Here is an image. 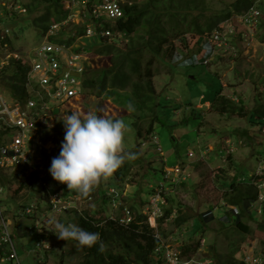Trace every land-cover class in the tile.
Returning a JSON list of instances; mask_svg holds the SVG:
<instances>
[{"label":"rangeland","instance_id":"374dc122","mask_svg":"<svg viewBox=\"0 0 264 264\" xmlns=\"http://www.w3.org/2000/svg\"><path fill=\"white\" fill-rule=\"evenodd\" d=\"M21 2L25 4L30 0ZM254 2L263 11L262 18L254 26L243 23L239 14H232L230 18L221 21L216 29L201 36L207 38L221 31L232 32L233 35L230 36H235L231 39L234 45L230 42L223 44L222 53L219 46L212 50L213 59L208 66L174 64L177 62L172 60V55L170 58L163 55L154 61L152 66L155 75L152 81L159 94L156 106L159 120L152 124L150 133L146 131L149 121L147 117L139 122L144 133L138 137L136 128L131 123V114H123L126 110L114 97L86 95L83 92L80 99L72 98L71 104L65 103L58 112L46 115L43 127L44 135L49 139L47 149L53 148L54 152L57 149L54 155V152L50 153L52 157L59 154L60 142L64 136L62 119L76 110L82 114L94 111L99 115L122 119L126 124L123 149L135 155L124 160L121 167L124 172L123 180L118 179L114 171L102 177L86 195L74 190L77 192L74 206L64 212L50 210L42 189L36 188L23 171L17 168L6 169L1 175L4 178L2 194L7 196V202H0L5 209L4 217L12 222L9 229L19 261L14 259L9 264H79V247L71 239L65 241L58 238L54 233L55 224H76L77 213L83 211L96 218L116 217L122 210L132 216L137 208H143V212L148 214L147 202L157 192L159 184L164 186L161 192L164 199L162 212L170 207L172 214L160 224L149 218L147 221L156 228L164 241L177 245L191 240L195 245L199 239L200 246L194 256H208L215 263L218 261V253L224 258L229 248L236 245L239 250L234 254L235 259L243 260L245 264H264V232L256 228V220L262 217L264 203L256 201L252 207L261 212H253L252 217L248 213L242 216V221L251 229L247 233H239L225 217L226 210L234 205L228 204L224 195L234 194L230 190L231 182H238L237 186H242V183L249 181L250 175L257 172V167H264V123L256 124L251 121L252 115L256 118L264 116V0ZM209 4L216 10L224 6L220 0H209ZM42 10L44 9L32 13L27 11L11 21L15 36L13 44L18 50L26 51L42 40L44 31L33 20ZM78 25L81 23L76 22L63 28L73 32ZM251 29L253 35L250 34ZM239 33L242 34L241 38ZM182 36H189L191 40L193 37L190 32L183 33ZM181 41L180 37L172 40V54L177 49L184 50L185 45ZM94 44L95 39L89 37H78L74 42V46L78 45L86 52ZM197 50V45L191 49L199 52ZM89 56L88 53L87 59L83 61L84 66L90 63ZM11 69L12 66L7 70ZM1 76L0 71V91L6 97H11L12 88L8 90L5 87V80ZM220 89L222 96L233 100L236 107L243 102L244 109L233 111L229 108L223 113L211 102L205 104V100H212L215 92ZM124 93L130 94L129 90ZM201 95L205 99L202 100ZM257 102L263 105L259 106L260 110L255 109ZM47 163L43 166L47 167ZM48 174L51 184L57 188L60 182L54 180L49 171ZM89 195L91 197L86 198ZM31 202L40 208L36 215V220L40 221L36 223L44 237L37 235L36 228L30 233H23V229L19 228L34 223L35 217L21 214L22 208ZM180 211L191 216L188 224L178 226L174 222ZM207 211H211V217L207 216L202 231L197 234L195 230L202 224L198 217ZM17 212L20 215L13 223ZM39 238L49 249L44 250L37 243ZM152 264L168 263L154 261Z\"/></svg>","mask_w":264,"mask_h":264},{"label":"trees","instance_id":"16d2710c","mask_svg":"<svg viewBox=\"0 0 264 264\" xmlns=\"http://www.w3.org/2000/svg\"><path fill=\"white\" fill-rule=\"evenodd\" d=\"M63 1L30 0V2L25 3V6L27 11L31 13L44 9L33 20L35 25L45 31L54 21L53 19L60 20L65 16L66 11ZM220 1L224 3V6L219 10L214 9L209 4V0H134L130 5L124 4L122 16L115 20H105L103 25L104 28H109L114 32L126 33L127 41L119 42L107 36L93 38L95 44L88 52L90 63L85 65L81 73L80 90L86 95L117 99L126 110L123 114H131V123L135 126L138 137H141L144 133L141 128L142 124H139V122L141 123L142 120L149 117L146 131L150 133L153 129L152 124L159 120L156 114L159 94L156 93L152 81L155 75L152 65L156 59L162 58L163 55L171 57L173 48L170 43L172 40L182 38V34L186 32H190L193 37L197 38L216 29L221 21L230 18L232 14H243L250 10L252 6L262 11L254 0ZM64 28L56 36H51L50 39L71 44L75 42L79 35L85 33V25L75 26L73 32L71 30L65 31ZM239 37L241 38V34H239ZM199 64L208 66V63ZM190 65H194V63ZM26 71L25 65L17 59L12 61L11 70L1 71V79L5 80L4 85L8 90L12 88L10 93L14 98L22 99L24 97L25 87L23 81ZM125 90H129L130 94L124 93ZM221 92L222 89L217 90L212 100H209L220 112H227L229 108L233 111L244 109L243 102H241V106L236 107L235 102L222 96ZM200 98L203 100L205 96L201 95ZM129 105L132 106L131 111ZM263 105L257 102L255 109L260 110ZM251 121L256 124L264 123V116L256 118L252 115ZM123 164L124 162L118 169L114 170L116 177L121 180L124 179V172L121 171ZM127 167L125 166V168ZM262 179H264V172L262 174L254 172L249 176V181L242 183L244 184L242 186H237L238 182L229 184L230 190L234 194L230 196H226L227 193L224 194L228 204L237 208V212L233 208L227 209L225 217L239 233H247L251 229L241 218L246 213L252 217V213L255 212L254 210L249 212V206L258 194L255 181ZM0 183L4 184V178L1 174ZM67 190L73 192L67 193ZM51 191H57L63 195L77 194L73 189H68L62 182L57 185V188L51 184ZM42 195L47 198V194L42 193ZM6 198L7 196L2 199L5 203L7 202ZM21 214L36 219V216L23 212ZM127 214L128 212L122 210L116 217L96 218L86 211L77 213L76 224L88 231L99 232L100 234V241L96 244L91 247H79V264H152L154 261L157 263L167 262L164 257L167 242L156 232L155 227L149 225L147 214L143 212V208H137L132 216ZM171 214L172 208H166L162 216L157 219V223L160 224L163 219ZM19 215V212L14 214L13 223L16 222ZM128 216L130 219L126 221ZM208 217L210 218L211 215H208ZM190 218L191 216L180 211L175 216L174 222L176 225L181 226L188 224ZM205 219H207V216L203 214L198 217L202 224H199L195 230L197 234L202 231ZM256 221V228L264 232V207L262 217ZM19 228L23 229V233H30L34 232L36 226L32 224L28 227L19 226ZM37 235L44 237L41 232H37ZM72 241L76 243V241ZM100 242L103 244L102 248ZM168 245L179 250V257L189 259L194 256L199 248L200 240H196L195 245L191 240L177 245L168 242ZM156 247L159 251L155 250ZM4 249H8V246L5 245ZM4 249L0 247V252ZM47 249L49 248L44 250ZM238 250L239 247L236 245L230 247L227 256L224 258L218 253V261L212 264H245L243 260L234 258V254Z\"/></svg>","mask_w":264,"mask_h":264},{"label":"built area","instance_id":"2783aa9c","mask_svg":"<svg viewBox=\"0 0 264 264\" xmlns=\"http://www.w3.org/2000/svg\"><path fill=\"white\" fill-rule=\"evenodd\" d=\"M133 1L64 0L65 16L60 20H54L43 32L42 40L24 51L18 50L17 46L13 44L15 36L11 21L16 19L17 15L25 14L27 7L21 0H0V71L11 68L14 59L20 60L27 68L23 81L25 92L22 99H17L13 96L6 97L0 91V174L10 168H17L23 171L24 175L30 177L32 184L36 188H41L43 193L47 194L50 210L67 211L71 206H74L73 203L77 198V194L63 195L60 192L51 191L48 168L52 158L50 153L54 151H52L53 148L51 150L47 149L46 143L49 139L44 135L45 128L43 123L47 114L58 112L63 104H71L72 98L80 99V96L84 95L80 90L81 73L85 68L83 61L87 59L88 54L83 48H79L78 45L74 46V42L69 44L63 41H54L50 37L56 36L64 26L77 22L85 25V33L79 35L81 38L107 36L119 42L122 40L127 41L126 33L114 32L109 28H104L103 21L115 20L122 16L123 5H130ZM262 13L261 10L252 6L250 10L239 14V16L243 23L254 26L259 21V17H262ZM252 32L253 29L250 30L251 35H253ZM230 35H233V33L221 31L219 34L215 32L207 36L208 39L201 37L205 36L204 34L197 38L192 37V40L189 36H183L180 39H182L181 43L185 45L183 46L184 50L177 49V52L172 54V60L184 65L209 63L213 59L211 57L212 50L216 46H219V51L223 52V44L230 42L234 45V41L231 39L235 36ZM195 45L198 46L197 51L199 52L191 51ZM188 48H190V51H187ZM72 71H77L79 75L73 74ZM205 104L208 105V102H205ZM55 143L57 142L55 141ZM55 153H57V149L52 154L54 155ZM46 162H48L47 167H44L43 165ZM176 170L178 171V168ZM263 172V166L257 167L256 174H262ZM255 184L258 188V194L256 199L250 204V208L259 213L261 212L259 209H253L252 207H254L256 201L264 203V179L256 180ZM163 189L164 186L159 184L157 192L149 198L147 204L149 211L147 218L154 222L163 214L162 205L164 199L161 194ZM3 190L4 186L0 183V201L5 197L2 194ZM89 197L91 196L89 195L87 198ZM231 207L237 212L235 206ZM39 209L37 204L31 202L24 206L22 212L36 216L39 213ZM3 211L5 209L2 208L0 202V247L4 249L5 245L8 246V249L0 252V264H9L14 259L18 261V257L9 229L11 221L9 218L4 217ZM210 213L211 211H207L203 215L208 216ZM129 219L130 217L128 216L126 221ZM38 221L40 220L34 219L33 225L36 226L38 232H41L36 223ZM203 240L204 238L201 243H203ZM37 243L43 249L49 248L48 245L43 244L41 238H39ZM165 246L164 257L170 264L213 263L208 256L203 258L192 256L189 259H182L179 257V252L176 248L170 247L168 242ZM155 250L159 251L158 247Z\"/></svg>","mask_w":264,"mask_h":264},{"label":"clouds","instance_id":"9594fccd","mask_svg":"<svg viewBox=\"0 0 264 264\" xmlns=\"http://www.w3.org/2000/svg\"><path fill=\"white\" fill-rule=\"evenodd\" d=\"M129 110L132 106L129 105ZM63 120L64 136L59 154L51 158V177L68 189L86 195L102 177L110 175L126 158L122 142L126 124L122 119L88 111H71ZM54 232L63 240H74L77 247H91L100 241L99 232L88 231L75 223L57 222ZM100 247H103L100 242Z\"/></svg>","mask_w":264,"mask_h":264},{"label":"water","instance_id":"95a60500","mask_svg":"<svg viewBox=\"0 0 264 264\" xmlns=\"http://www.w3.org/2000/svg\"><path fill=\"white\" fill-rule=\"evenodd\" d=\"M72 73L75 75H79V73L77 71H72Z\"/></svg>","mask_w":264,"mask_h":264},{"label":"crops","instance_id":"0c3cea01","mask_svg":"<svg viewBox=\"0 0 264 264\" xmlns=\"http://www.w3.org/2000/svg\"><path fill=\"white\" fill-rule=\"evenodd\" d=\"M205 102H208V103H209L210 101L208 100V101H205ZM198 104H199V103H197L196 106H198Z\"/></svg>","mask_w":264,"mask_h":264}]
</instances>
